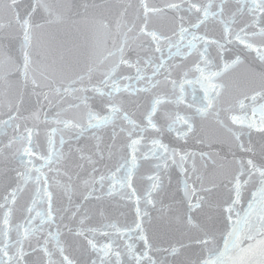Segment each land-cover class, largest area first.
I'll return each instance as SVG.
<instances>
[{"label":"snow or ice","instance_id":"6c2138e0","mask_svg":"<svg viewBox=\"0 0 264 264\" xmlns=\"http://www.w3.org/2000/svg\"><path fill=\"white\" fill-rule=\"evenodd\" d=\"M0 264H264V0H0Z\"/></svg>","mask_w":264,"mask_h":264}]
</instances>
